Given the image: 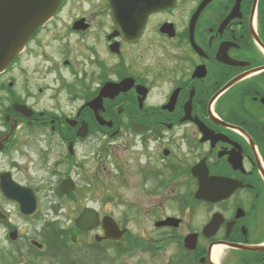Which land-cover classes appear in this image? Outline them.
<instances>
[{"label":"flooded vegetation","instance_id":"1","mask_svg":"<svg viewBox=\"0 0 264 264\" xmlns=\"http://www.w3.org/2000/svg\"><path fill=\"white\" fill-rule=\"evenodd\" d=\"M72 1L0 75V90L12 91L16 78L6 80L32 64L34 81L53 77L40 93L82 101L73 118L37 111L12 92L0 108V264H264V0H87L65 21ZM72 38L87 56L74 57ZM65 39L79 71L51 51L59 43L62 53ZM88 143L111 165L96 177L127 179L128 198L98 188L99 205L84 204L59 232L70 259L55 262L47 216L76 191L53 190L58 206L47 213L23 169L38 154L52 174L59 146L60 163L72 168ZM20 189L39 201L31 216L9 193ZM89 208L98 220L82 231L76 220Z\"/></svg>","mask_w":264,"mask_h":264},{"label":"rangeland","instance_id":"2","mask_svg":"<svg viewBox=\"0 0 264 264\" xmlns=\"http://www.w3.org/2000/svg\"><path fill=\"white\" fill-rule=\"evenodd\" d=\"M87 0H73L71 2L70 6V11L72 10V6H76L78 4V7L80 4H85V5H80L87 7L86 3ZM77 7V8H78ZM68 9V10H69ZM64 11L65 14L64 20L65 21H70L71 19L80 17L79 15L83 14V11L81 8L77 10H72L70 11ZM70 12V15H69ZM72 13V14H71ZM71 18V19H70ZM64 26L66 23L62 20L61 22ZM69 23V22H68ZM68 39L61 40L60 43L64 44L62 46V53L57 54L55 49L57 48V43L51 51L53 52L55 58L58 59V62H62L63 60L65 61L66 59L71 60L72 62V70L79 71L81 68L79 67V60L74 61L75 59H72V52L69 49H66L65 45L67 43ZM70 40V45L73 46V55L74 57L77 55V53H83L85 52L87 56V51L85 50H80L78 47L76 48V44L80 43L81 40L72 38ZM90 44H93L92 41L89 42ZM80 47V46H79ZM72 48V47H71ZM59 50V49H58ZM158 55H152L151 58L149 59H154ZM29 61L36 62L35 68H39L40 64L38 61H36L35 57L32 59H29ZM63 61V62H64ZM62 62V63H63ZM82 63V61H81ZM26 71L24 73H20L15 71L7 80L6 83H11L13 80V77L16 78L14 79L16 84L14 86L13 84V89L12 91H8L6 88L4 91L0 90V108L5 105L4 103L6 102L8 97V93L12 92L13 97L14 94L15 96L17 95L20 99H24L27 101V103L33 107L37 111H42V112H49V113H54L58 114L59 110L61 111L62 116L64 115L65 117H75L77 114V111L79 107L82 104V101H72L71 98H68V95H63V96H56L58 99H53V94L50 91H45L44 94L39 92V88L41 86L46 85V83L50 86H52L53 82V77H49L45 83H42V80L38 78L37 81H34V67L32 64H24ZM71 71L67 72L66 75V81H70L72 78ZM29 82V85L28 83ZM40 83V84H39ZM59 86V85H58ZM9 87V86H8ZM27 88L30 89V92H33V94H36L37 96H32L30 94L29 98L26 95ZM9 89V88H8ZM12 95V94H11ZM27 96V97H26ZM27 98V99H26ZM1 122H0V127H1ZM91 143H88L87 145H80L78 146V156L76 158V164L74 167L69 168L67 165H64L62 162L60 163V158L63 155H60L64 152V149L62 146H59L56 148L55 151V157H53V164H54V169L55 172L52 174L46 173L45 171L41 170V167L38 166L39 164V158L38 154H32L30 155V160H34L36 166H31L27 164L28 168L24 167L23 169V177L27 178L28 181H31L34 183L35 186L39 189L40 195L42 197L43 203L46 205V212L48 213L51 209V207L58 206V200L57 198L53 196V190L59 189V186L62 182V179H65L67 177H70L73 182L76 183L77 189L76 192L74 193V198L66 200V207H59L55 208V212L50 211L49 215L47 216L48 220H52L51 225L45 228V230L48 228V231H63L64 228L68 227L69 224H71V220L75 219L79 212H81L82 208L84 207L83 205H89V206H96L99 205L97 204V198L98 195H100L97 191L98 188H105L108 191L110 190L111 193L114 192L116 189L121 192L120 199L117 200H125L128 198V186L125 184L127 182V179H117L115 178L112 173H107V174H102L96 177V170L98 167H100L101 164H106L107 168H111L110 166V161L104 160L102 162H99V160L93 158V147ZM37 151V150H36ZM34 157V158H33ZM28 159V158H25ZM120 161V160H119ZM38 163V164H37ZM68 170H71L72 172L69 173L67 172ZM69 174L67 176V173ZM123 181V182H120ZM27 183V182H24ZM112 185V187H111ZM56 192V191H55ZM108 194L105 193L104 198L107 199ZM116 199V198H115ZM107 209L114 210L113 212L118 216L122 217L124 214V208L118 207L116 203H110ZM118 207V208H117ZM68 212L69 218L66 216V213ZM65 214V217H64ZM57 220V221H56ZM40 225L38 226V229L40 230ZM25 233H29V235H35V232H37L36 227H29L26 226L25 229H23ZM35 231V232H34ZM47 231V232H48ZM60 235V234H59ZM61 236V235H60ZM51 243H50V252L54 254L55 256H58L55 258V262L57 260L67 261L70 259V256L68 255L69 251H66L63 249V242H55L51 237ZM58 263V262H57ZM62 264V263H58Z\"/></svg>","mask_w":264,"mask_h":264},{"label":"water","instance_id":"3","mask_svg":"<svg viewBox=\"0 0 264 264\" xmlns=\"http://www.w3.org/2000/svg\"><path fill=\"white\" fill-rule=\"evenodd\" d=\"M62 0H0V74L13 63L24 50L28 40L44 26L58 11ZM75 186L71 181L62 185L63 192H71ZM19 193L10 191L17 198L24 213L37 210L26 189ZM97 214L85 211L77 220L78 226L90 230L96 226Z\"/></svg>","mask_w":264,"mask_h":264},{"label":"bare ground","instance_id":"4","mask_svg":"<svg viewBox=\"0 0 264 264\" xmlns=\"http://www.w3.org/2000/svg\"><path fill=\"white\" fill-rule=\"evenodd\" d=\"M220 252V249L217 251V253H219Z\"/></svg>","mask_w":264,"mask_h":264}]
</instances>
